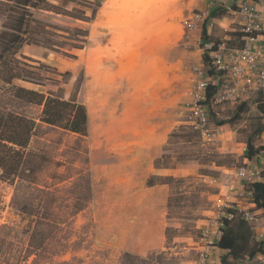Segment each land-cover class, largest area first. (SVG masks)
<instances>
[{"label":"rangeland","instance_id":"374dc122","mask_svg":"<svg viewBox=\"0 0 264 264\" xmlns=\"http://www.w3.org/2000/svg\"><path fill=\"white\" fill-rule=\"evenodd\" d=\"M47 1L55 7L54 10L32 11L37 19L49 25L47 29L53 38L65 41L76 37L82 39V35L75 31L80 28L88 33L86 42L81 49L64 44L59 51L24 44L17 57L30 58L24 61L42 78L39 83L19 80L14 83L42 93L56 92L60 88L65 98L74 92L87 109L88 135L81 139L39 123L41 107L36 104L10 97H5L0 104L35 118L38 127L28 150L41 152L53 160H62L67 149L79 144L87 151L88 163L75 161L74 165L88 168L92 196L87 205L72 216V239L77 240V248L64 258L75 254L81 259L80 264H119L121 253L129 251L142 257L158 255L141 264H193L199 227L211 209L216 192L213 186H209V179L206 182L204 178L222 174L218 170L220 166L233 168L241 165L246 153L242 148L248 141L254 147L262 144L260 134H255L256 128H264V117L254 101L256 95L250 96L244 112L236 119L231 117L237 105L213 106L212 120L227 121L235 132L234 141L227 149L204 144L195 132L182 124L186 91L197 76L195 67L201 62L200 52L203 56L200 48L202 29L197 32L200 40L195 36V30L184 38L181 25L183 17L196 10L194 1L191 10L174 11L171 7L176 0H109L108 10L96 23L91 21V8L101 0ZM5 15L6 12L0 9L2 21ZM228 21L226 19L222 24L226 26ZM220 32L222 30L214 24L211 39L221 37ZM168 48L176 51V75L171 87L176 93L178 123L164 145L160 163L169 167H196L198 174L174 176L178 180L167 185V200L159 209L164 218L163 246L149 251L144 248V241L132 236V230L140 217L146 223L153 211L150 200L156 193L146 190V180L141 172L127 169L126 155L118 153L120 131L126 126V122L120 121L119 91L127 79L141 87V83L157 82L164 76L167 68L161 65V55ZM206 69L205 66L202 71ZM79 77L80 84L75 88ZM252 161L264 167L262 153L254 155ZM63 169L52 162L46 163L38 173L37 182L52 183L50 173ZM73 175L74 170L66 177ZM59 185L67 186L68 180ZM17 202L19 199L13 185L0 180V237L6 249L20 250L26 244L27 237L20 230L28 225V220L16 210ZM3 225L9 228L1 231Z\"/></svg>","mask_w":264,"mask_h":264},{"label":"trees","instance_id":"16d2710c","mask_svg":"<svg viewBox=\"0 0 264 264\" xmlns=\"http://www.w3.org/2000/svg\"><path fill=\"white\" fill-rule=\"evenodd\" d=\"M0 5L6 15L0 28V103L5 97L16 98L21 101L36 104L41 107L38 121L49 127L72 133L83 139L88 135V113L83 101L79 100L73 92L67 98L61 89L56 92L42 93L34 89L17 85L14 81L39 83L41 75L35 72L24 60H31L17 53L24 45H38L53 51L61 50L64 44L74 49H81L88 35L85 29L75 28L82 35L69 41L53 38L49 26L37 19L33 9L54 10V6L47 0H0ZM70 12V11H68ZM224 8H213L208 17L222 16ZM93 11L91 18H93ZM74 17V16H73ZM87 18V17H86ZM85 17L75 19L85 20ZM90 18V17H88ZM201 36L206 39V24L201 30ZM203 62L206 72L212 73L204 53ZM80 84V77L75 81V88ZM254 101L257 110L264 117V94H256ZM247 102H241L231 118L236 119L244 112ZM219 124L227 121H216ZM38 123L35 118L20 113L0 104V180L13 185L15 196L19 199L16 204L18 213L28 220V225L20 230L26 235V244L20 250L6 249L4 240L0 237V264H80L81 259L75 254L64 258L77 248V240L72 239V216L80 212L92 196V182L87 167H75V161L88 163L87 151L81 145L71 147L64 152L62 160H53L45 154L28 150V145L35 134ZM258 127L255 134L263 130ZM172 134V133H171ZM170 134V136H171ZM245 157L253 160L254 155L264 151V145L254 147L247 142ZM161 157L155 159V168H167L168 164L160 163ZM52 162L63 171H52L50 178L53 182L39 184L38 173L46 163ZM219 165L216 161H212ZM74 170V175L66 177ZM264 175V167L262 168ZM68 180V185H59ZM178 179L174 176L149 175L145 181L147 187L156 184L170 185ZM252 196L258 206L264 207V181L253 183ZM8 226L3 225L1 231ZM9 228V227H8ZM240 232H233L227 224L223 234L217 241L219 248L228 249L227 255L220 260L222 264H232L228 255L236 259L241 255L248 244V235L239 223ZM165 234L168 232L165 230ZM77 238L80 235H75ZM160 255V254H159ZM156 255L142 257L129 251L120 255L119 264L147 263Z\"/></svg>","mask_w":264,"mask_h":264},{"label":"built area","instance_id":"2783aa9c","mask_svg":"<svg viewBox=\"0 0 264 264\" xmlns=\"http://www.w3.org/2000/svg\"><path fill=\"white\" fill-rule=\"evenodd\" d=\"M210 3L213 8H224V15L209 18L207 11H191L181 21L184 38L194 30H201L205 23L209 31L215 24L225 34L232 28L241 43L229 44L230 35L225 34L217 39L206 38L200 43L213 72L199 71L191 81L186 91L182 124L195 132L202 143L227 149L234 141L235 132L228 123L213 121L211 109L215 105L233 107L247 101L251 95L264 94V0H235L230 6L224 0H210ZM226 19L229 23L225 26L222 22ZM206 34L210 35V32ZM259 137L264 145V128ZM242 150L246 151V145ZM259 153L264 155V151ZM233 177L249 189L253 183L264 181L261 167L252 164L245 155L242 164L233 167ZM233 195L248 197V205H238L232 200ZM235 219L250 225L254 240L260 244L256 257H247L238 264H264V230L261 226L264 207L254 202L251 192L247 196L244 188L238 190L232 182L215 194L211 209L202 220L193 264H222L220 259L213 258V250L218 248L217 241L225 225Z\"/></svg>","mask_w":264,"mask_h":264},{"label":"crops","instance_id":"0c3cea01","mask_svg":"<svg viewBox=\"0 0 264 264\" xmlns=\"http://www.w3.org/2000/svg\"><path fill=\"white\" fill-rule=\"evenodd\" d=\"M108 1L109 0H101L97 6L91 8L94 13L91 21L96 23L102 20V16L108 10L106 7ZM193 1L194 8H196V10L205 9L209 12L213 9V5L210 3V0H176L171 9H174V11H185V9L191 10ZM224 1L227 6H230L235 2V0ZM203 5L204 8H202ZM1 24L2 20L0 17V28ZM163 25L167 24L164 23ZM231 29H229V33L226 34L224 31L220 32L221 36L224 34L227 36L230 35L229 44H240L241 40L235 37L234 31ZM195 32V36L198 40H200V37L197 35V32H200V30H195ZM206 32H210V35L206 34V37L212 38L211 30L209 31L206 29ZM200 56L201 62H198L199 66L195 67V69H197V74L199 71L202 72L205 67L201 52ZM161 58L163 60V64L161 65L166 66L167 72L164 76H161L157 82L141 83V87H139L138 85L131 84V81L127 79L126 84L119 91V103L121 107L119 116L121 118V122H126V126H123L120 131L121 142L118 153H120V155H126L124 163L127 165V169L140 171L144 181L150 174H156L159 176H184L188 174H198L196 167L188 165L167 168L154 167L155 159L162 156L164 145L167 143L170 134L176 128L178 123L175 112L176 93L173 91L174 88L171 87L176 75V51L170 49L165 50L163 51ZM201 67L203 68L202 70ZM141 88L143 90L140 92ZM251 163L260 166L252 160ZM260 167L261 169L263 168L262 166ZM218 170H220L222 174L215 177H207L210 182L209 186H213L216 191L215 194L223 191L225 189V185L231 182L238 190H242L244 188L247 196H249V192L253 194L252 190L249 189L248 186L243 187L241 181L233 177V168L220 166ZM146 190L156 193V196L150 200L153 211L148 216L146 223L142 222V217L134 223L132 236L135 239L139 238L141 241H144L145 249H148L149 251H156L163 246L164 218L159 209L167 200L168 186L166 184H156L150 187L146 186ZM232 200L240 206L248 205V197L246 196L233 195ZM239 223L243 224L249 241L246 248L238 258L233 259L230 255H228V260L231 261L232 264H238L240 260L247 257L254 258L260 251V244L254 240L253 231L250 225L240 219H235L227 225L230 226L233 232L237 234L241 231L238 228ZM261 226L264 230V222ZM227 253L228 249L218 247L213 250V258L218 260L223 255H227Z\"/></svg>","mask_w":264,"mask_h":264},{"label":"bare ground","instance_id":"6f19581e","mask_svg":"<svg viewBox=\"0 0 264 264\" xmlns=\"http://www.w3.org/2000/svg\"><path fill=\"white\" fill-rule=\"evenodd\" d=\"M150 34H147L146 36H149ZM143 36V35H142Z\"/></svg>","mask_w":264,"mask_h":264}]
</instances>
